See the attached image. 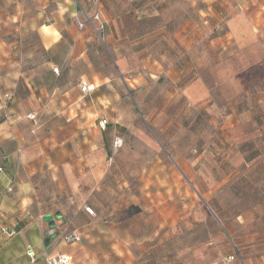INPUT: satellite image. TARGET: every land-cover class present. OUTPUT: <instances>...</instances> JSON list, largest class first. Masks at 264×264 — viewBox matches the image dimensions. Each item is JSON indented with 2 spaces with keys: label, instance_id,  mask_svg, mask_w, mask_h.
I'll list each match as a JSON object with an SVG mask.
<instances>
[{
  "label": "rangeland",
  "instance_id": "obj_1",
  "mask_svg": "<svg viewBox=\"0 0 264 264\" xmlns=\"http://www.w3.org/2000/svg\"><path fill=\"white\" fill-rule=\"evenodd\" d=\"M26 3L37 10L36 26L59 22V4L82 22L98 11L104 23L101 39L89 23L82 30L92 41L85 48L91 68L71 60L57 80L76 87L85 74L100 80L97 88L63 97L78 99L80 109L50 121L90 143L100 138L103 169L91 175L97 187L38 179L41 212L59 210L81 242L55 238L40 251L31 245L34 255L64 253L73 264H264V0ZM223 15L228 23L214 28ZM75 17L67 19L77 29ZM17 37L21 68L31 71L23 79L49 85L45 72L60 79L69 47L51 51L55 73L35 32ZM25 83L17 81L22 98ZM29 261L0 250V264Z\"/></svg>",
  "mask_w": 264,
  "mask_h": 264
},
{
  "label": "crops",
  "instance_id": "obj_2",
  "mask_svg": "<svg viewBox=\"0 0 264 264\" xmlns=\"http://www.w3.org/2000/svg\"><path fill=\"white\" fill-rule=\"evenodd\" d=\"M46 7H41L40 13L47 14ZM57 9L55 14H58L59 22L52 17L48 24L36 26L33 17L36 18L37 10L27 4L26 0H0V92H4L0 95V225L17 231L11 238L0 232V250L6 248L9 256L21 253L27 258V254L32 252L31 245L40 251L45 235L50 230V223L57 224V214L60 215L58 223L62 226L66 224L59 210L41 212L39 208L42 202L38 199V188L43 174H49L52 181L57 182L60 187H75L77 183L80 185L83 182V186L93 191L97 186H94L91 175H97L103 169L97 158L101 145L99 137H94L95 141L90 143L79 133L70 135L68 126L54 127L50 123L54 117L68 116L69 109H80L78 99L69 101L63 97L72 94L76 88L80 92L78 85L81 81L87 82L93 90L98 86L96 82L100 81L95 76L86 79L88 76L83 74L76 87L63 88L64 85L57 83V80L68 73L71 60H81L87 64L88 69L91 68L85 48L92 42L86 32L76 29L67 19L75 17V14L66 13L68 7L59 4ZM30 30L39 36L41 49L46 54L45 63L52 70L58 68L49 57L51 51L60 45L71 49L63 59L66 69L61 70L60 79H56V75L51 72L43 74L49 85L42 80L23 79L31 71L21 68L22 43L16 38L22 31L27 33ZM63 32L68 41L63 38ZM227 40L225 38L223 42ZM183 71L180 70L179 73ZM21 78L26 81L28 91L24 98L17 94L16 89L17 81ZM61 91L62 97L55 99L54 95ZM201 92L204 96V89ZM49 93H52L51 96H48ZM6 95L10 100H5ZM81 106L84 107L82 103ZM42 108L45 109L41 125L31 133L32 125L25 117L29 113H41ZM87 144L89 145L86 146ZM71 175H76V182L75 179L71 180ZM71 182L74 184L71 185ZM7 189H11V192H7ZM91 205L97 207L93 202ZM23 242L29 248L25 254L22 252ZM38 262L36 264H40ZM29 264H32L31 259Z\"/></svg>",
  "mask_w": 264,
  "mask_h": 264
},
{
  "label": "built area",
  "instance_id": "obj_3",
  "mask_svg": "<svg viewBox=\"0 0 264 264\" xmlns=\"http://www.w3.org/2000/svg\"><path fill=\"white\" fill-rule=\"evenodd\" d=\"M229 19L230 17H228L227 15H223L214 28H217V26H220L221 24H224V25L227 24ZM87 23L90 24V26L94 29L95 33L101 39V35L104 32V23H102L100 19L99 12L97 11L92 17L85 18L84 22L79 21L76 18V24L79 30L85 29L87 26ZM203 24L209 25L207 20H205ZM185 54H187V52ZM53 71L56 73L57 69H54ZM78 87H79L80 93L83 96H87L93 91V87L90 86L85 81H81ZM5 100L6 101L10 100V97L6 95ZM44 109L42 108L41 113H29L26 115L25 119L28 122H30L32 125L31 133H34L40 127L41 117H42V113ZM100 125L103 126L102 123H100ZM120 145H121V140L115 139V142H114L115 148H118ZM0 172H2L1 168H0ZM7 192H11V189H7ZM83 210L89 216H94L92 208L85 206ZM55 228L57 229L56 239H59L60 241L65 242L66 244H69V245H74V244L76 245L81 242V236L79 232L76 229H71L67 223L62 226L61 230L58 229L56 224H55ZM0 232L8 238H11L17 234L16 229L9 228L6 226H1V225H0ZM27 255L31 259L32 264H36L37 261H39L38 263L40 264H73L72 259L64 253L49 254L46 250H43L40 253V255H38V257H36L32 252H29ZM232 259H233L232 257H229L228 261L230 262Z\"/></svg>",
  "mask_w": 264,
  "mask_h": 264
},
{
  "label": "water",
  "instance_id": "obj_4",
  "mask_svg": "<svg viewBox=\"0 0 264 264\" xmlns=\"http://www.w3.org/2000/svg\"><path fill=\"white\" fill-rule=\"evenodd\" d=\"M59 214L56 215V218H59ZM50 230L46 233L44 239V246L48 247L51 242L56 238L57 229L55 228V223H50L49 225Z\"/></svg>",
  "mask_w": 264,
  "mask_h": 264
},
{
  "label": "trees",
  "instance_id": "obj_5",
  "mask_svg": "<svg viewBox=\"0 0 264 264\" xmlns=\"http://www.w3.org/2000/svg\"><path fill=\"white\" fill-rule=\"evenodd\" d=\"M92 47H94L93 45H92ZM187 51H184V53L182 54V58L185 56V55H188L189 54V52H187V54H185ZM184 55V56H183Z\"/></svg>",
  "mask_w": 264,
  "mask_h": 264
}]
</instances>
